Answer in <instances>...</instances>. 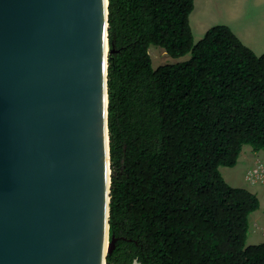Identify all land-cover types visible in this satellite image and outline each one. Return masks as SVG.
Returning a JSON list of instances; mask_svg holds the SVG:
<instances>
[{"label": "trees", "instance_id": "trees-1", "mask_svg": "<svg viewBox=\"0 0 264 264\" xmlns=\"http://www.w3.org/2000/svg\"><path fill=\"white\" fill-rule=\"evenodd\" d=\"M108 2L106 264H264V242L245 246L260 200L220 171L264 151V52L224 24L195 42L194 0ZM151 45L191 56L153 68Z\"/></svg>", "mask_w": 264, "mask_h": 264}, {"label": "water", "instance_id": "water-1", "mask_svg": "<svg viewBox=\"0 0 264 264\" xmlns=\"http://www.w3.org/2000/svg\"><path fill=\"white\" fill-rule=\"evenodd\" d=\"M108 0H0V264H106Z\"/></svg>", "mask_w": 264, "mask_h": 264}, {"label": "rangeland", "instance_id": "rangeland-1", "mask_svg": "<svg viewBox=\"0 0 264 264\" xmlns=\"http://www.w3.org/2000/svg\"><path fill=\"white\" fill-rule=\"evenodd\" d=\"M197 21L202 23L197 25ZM190 24L195 42L203 38L208 25L224 24L256 54L264 52V0H195ZM149 53L153 68L185 61L191 56L187 53L172 57L157 45H151ZM254 167L257 171L251 174L250 180L247 171ZM220 171L230 185L245 187L257 194L260 206L249 215L245 246L264 242V151H254L249 144H245L237 164L232 167L221 166ZM133 264L139 263L135 261Z\"/></svg>", "mask_w": 264, "mask_h": 264}, {"label": "crops", "instance_id": "crops-1", "mask_svg": "<svg viewBox=\"0 0 264 264\" xmlns=\"http://www.w3.org/2000/svg\"><path fill=\"white\" fill-rule=\"evenodd\" d=\"M195 1V0H194ZM199 23H202L201 21H197V25L199 24ZM192 24V23H191ZM211 26L210 25H208L207 27H206V29L204 30V32L203 33H205L209 28H210Z\"/></svg>", "mask_w": 264, "mask_h": 264}, {"label": "built area", "instance_id": "built-area-1", "mask_svg": "<svg viewBox=\"0 0 264 264\" xmlns=\"http://www.w3.org/2000/svg\"><path fill=\"white\" fill-rule=\"evenodd\" d=\"M255 171H257V169H254V170H253V172H255ZM253 172H252V173H253Z\"/></svg>", "mask_w": 264, "mask_h": 264}, {"label": "clouds", "instance_id": "clouds-1", "mask_svg": "<svg viewBox=\"0 0 264 264\" xmlns=\"http://www.w3.org/2000/svg\"><path fill=\"white\" fill-rule=\"evenodd\" d=\"M254 169H255V167L252 169V172H253ZM252 172H251V174H252Z\"/></svg>", "mask_w": 264, "mask_h": 264}]
</instances>
